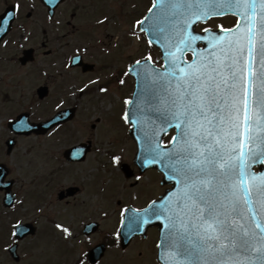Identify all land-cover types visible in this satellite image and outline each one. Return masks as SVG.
<instances>
[{"label":"snow or ice","instance_id":"6c2138e0","mask_svg":"<svg viewBox=\"0 0 264 264\" xmlns=\"http://www.w3.org/2000/svg\"><path fill=\"white\" fill-rule=\"evenodd\" d=\"M228 15L235 18L233 26H207ZM108 23L107 16L97 21ZM3 24L0 35L8 21ZM200 25L205 26L198 31ZM142 36L149 49H159V60L150 51L118 77L120 86L125 77L135 83L123 100L121 120L138 133L140 167L157 166L161 183L173 188L144 208H123L124 231L116 232V241L158 222V264H264V0H151L131 29L134 40ZM80 51L66 69L81 61ZM92 85L97 93H109V87L91 80L72 96L92 91ZM66 116L58 111L52 121ZM30 127L24 118L16 125ZM69 155L79 159L85 153L74 145ZM121 160L113 154L110 163L118 168ZM12 227L15 237L28 226ZM55 227L64 239L73 237L69 227ZM87 258L82 253L77 264Z\"/></svg>","mask_w":264,"mask_h":264},{"label":"rangeland","instance_id":"374dc122","mask_svg":"<svg viewBox=\"0 0 264 264\" xmlns=\"http://www.w3.org/2000/svg\"><path fill=\"white\" fill-rule=\"evenodd\" d=\"M15 1L19 0H0V7L4 2L6 7L13 4ZM150 2L151 0H105V8L110 10L111 13L116 11V17L113 16V19H109L110 23L104 25L102 31H96V36L107 37L109 34L113 36L115 33L117 37L119 36L117 32L124 36L125 33L131 29V24L134 19L131 15H134L136 20L142 18L143 15L147 14V8L150 6ZM20 3L21 5H24L22 8L23 14L34 11L36 14L45 16L40 5L39 9L36 8V5H26L24 0H21ZM131 4L133 5L132 10L130 9ZM76 6L79 7V9H77L81 11L80 14L82 18L79 23L85 26L86 22L84 15L85 8L88 10V0H73L72 3H69L62 8L59 15L65 14L66 11L70 14L72 9ZM130 10L131 12L129 13ZM99 14L100 13H98V15ZM114 36V41L112 38L110 39L112 44H116V38ZM105 41L107 42V38ZM119 41L121 42V48L117 47L116 52H121L123 65H125L124 61L128 60L130 55L135 57L137 54L136 59H139L142 55L146 54L142 46V40L134 41L135 45H133L131 42L132 40H127L121 36ZM53 46H58V44L54 43ZM110 49L113 53L114 48L111 47ZM153 56L155 59L159 60L158 55L153 54ZM0 76H3L2 73H0ZM32 78H27L22 82L16 83V85H14L16 89H8L10 90V92H8L10 97L6 100L4 82L0 83V156L2 152L0 160H5V163L11 168L12 178H16L14 189L21 193V202H23H20L17 208L10 212L9 217L11 216L13 219V212L17 210V218L20 217L23 221L34 220L41 230L47 226L51 229H56L52 226L54 221L57 220L58 222H61L56 217H60L64 221L69 220L67 222L71 223L76 222L78 216V214H70L67 210H63L61 206L54 203L55 194L62 188L73 183L82 182L83 193L81 194L78 204L83 202L82 205L84 207H90V215L97 216L101 213L99 208L106 203L103 196L113 191H107L112 188L110 186L105 189L104 193L94 194L93 189L96 188V181L101 179V175H105L101 180L104 183L106 181V185H111V181L113 183L116 182L114 179H117L120 184L122 181H125L123 175L118 173V169L115 170L114 166L110 165V158L114 153H117L122 157V160H126L124 162L125 164L132 165L136 150L134 143L129 136V127L123 123L121 116L125 110L123 100L131 96L133 89L127 83L124 86L119 85L120 87H117L118 84L111 85V83V86L109 85V93L102 94V98H99V96L97 97L96 91L90 92L89 94L86 91L83 95L77 93L78 98L73 97L72 92H70V96L68 97L69 103L76 104L79 107L78 118L69 127V129H71L70 136L58 134L55 137H38L37 139L33 137H20L17 139V146L11 156H6L5 146L4 156L3 141H6L8 135L10 136V132L6 128V125L8 118L13 117L11 112L16 108L24 107L25 111H30L34 116V110L31 107H34L35 105L32 102L31 97L34 96L33 90L35 87L32 89L31 84L35 83V78ZM67 79L69 82L73 81L70 85H74L79 80L82 81L80 83L81 86L84 85L86 81V78L78 77L75 73L73 74V78L71 76ZM77 85L79 86V84ZM99 118L103 121L102 123L96 122ZM94 124L96 125L95 130L91 128ZM84 125L85 127H83ZM81 128L83 130H81ZM55 140L59 143L55 144ZM71 140L72 142L74 140H83L82 142L91 141L93 143L94 153L90 155L87 165L84 167H75L74 171L71 173L69 172L70 168H67L65 176L58 177L53 183L51 182V179L50 182L47 180L41 182V176L49 175L51 174V170H53V159L49 158V155H56L58 152L61 153V150L63 151L67 148L66 146L72 143H69ZM38 148H40L45 155H42ZM41 155L43 157H41ZM95 162L97 165H94ZM104 167L108 168L110 174L103 171ZM93 168L99 169V171L96 172ZM115 171L117 173H115ZM67 172L72 177H70ZM38 180H40V183ZM158 186H161L160 178L153 173L147 174L144 178V182H142L137 190L136 197L138 198L137 201L140 203L137 207H143L146 199H153L159 196L160 191L158 190ZM47 200L50 201L51 205L48 206L45 204ZM119 202L120 201L116 200L114 204L117 205ZM41 209H43V211H41ZM112 211L115 213V221L113 222V225L117 224V226H119L120 211H117L115 208H113ZM102 219L105 223L106 220L111 222L112 216L109 215L108 218ZM3 222L5 223L6 228L7 225H9L7 217H5V220H1L0 217V232ZM59 235L61 236V233H59ZM95 239L96 238H94V240ZM72 243L75 248V243ZM82 250L83 247H80L78 251L80 252ZM107 264H134V261L129 258V255L120 257L118 253H113L108 256Z\"/></svg>","mask_w":264,"mask_h":264},{"label":"flooded vegetation","instance_id":"af4514ba","mask_svg":"<svg viewBox=\"0 0 264 264\" xmlns=\"http://www.w3.org/2000/svg\"><path fill=\"white\" fill-rule=\"evenodd\" d=\"M70 1L71 0H68L67 2ZM88 1V10L85 8V21H97V19L101 17V15H98V13H100L101 9L103 10L105 7V0ZM66 5L67 4L65 3V5L63 4L60 6L57 12L59 13L62 7ZM77 8L79 9V7H75L74 11L70 15L56 14L53 19H49L47 16L45 17L44 15H39L32 12L31 15H29L30 13L24 15L22 14L15 22L12 33L6 39L4 38L0 43V68L2 69L6 79L10 80V82L13 81L17 75V72L21 74V78H23L24 74L33 76L39 83L38 85L46 86L48 88V96L45 101H51L50 105L60 100H67L65 87L61 85L65 82V80H61L63 74L59 72L58 66H64L65 63L72 58L76 49L79 48L78 46L81 44V42L74 40V36L81 32V29L75 27L73 24L75 20L82 18L80 14L81 11H79ZM4 9L5 4L0 7V26L1 15ZM67 12L68 11H66V13ZM59 18L62 19V23L66 24L67 29V32L61 36L62 38L59 36V29L63 30L65 26L63 24L59 25L57 23ZM95 28L96 27H92L93 33H95ZM25 36L28 37L27 40L23 39ZM85 37L86 31H84L82 38L84 39ZM66 39H68L67 42H60L61 45H63L61 49H58L57 46H53L54 43L58 44L59 40ZM21 44H23V48L20 47ZM79 49L81 50V48ZM83 49L82 52L80 51V55L83 57V60L89 64L95 65L94 71L89 73H83L82 68L80 67L75 69L76 72H80L84 76H99L103 72H107L113 66L115 67V64L120 61L116 58L115 54L106 59L105 55L101 54L100 49L97 47L88 48L87 52H84ZM26 50H32L33 53L32 56H28L29 61L27 64L23 65L21 64V60L23 59L24 52ZM119 69L120 68H118L117 71H119ZM119 76L120 72L117 77ZM70 107L74 106H68V108ZM71 123H67L55 128L56 132L61 131L64 132L65 135H68L67 126ZM55 130L52 131V134L55 133ZM86 162L87 160L82 162L66 163V166H79ZM59 172H64V170L61 169ZM55 173L57 174L58 171ZM80 193L81 190L75 196L66 194L62 199L59 198L60 203L65 204L68 206V208L71 207V205H76L77 203H75V200L80 195ZM137 199V197L125 198V200L129 202L128 205L138 202ZM121 204L122 202L120 201L118 205ZM72 210H76L78 215L81 213L80 220H78V222L75 223L73 227H71V229L77 230L76 234H73V238L78 240L79 243L77 244H79V247H83V251L89 253V251L95 246L105 243L106 238L105 233L102 230V224L98 220H89L90 215L88 207L73 206ZM3 211L2 220H5V209H3ZM85 219L87 220L85 221ZM95 222L99 224L98 232L91 236L87 235L85 232V227L89 223ZM95 236H97L98 239L92 245H90V238ZM150 236L151 238L149 241L136 239L132 244L131 251L135 248H142L144 250V254H141V259L153 255V241H155L156 235L151 232ZM49 238V232L41 231L40 227L37 225V231L34 236H29L22 241H16L15 238L11 237L9 230L5 229V223L3 222L0 232V264H58V259L60 256L59 250L62 249L57 247V245H54L53 242L49 240ZM9 245H11V247L16 245L17 249L14 255L10 252L11 247H9ZM68 253V255H71V250L68 251ZM80 255L78 254V257H80Z\"/></svg>","mask_w":264,"mask_h":264},{"label":"water","instance_id":"95a60500","mask_svg":"<svg viewBox=\"0 0 264 264\" xmlns=\"http://www.w3.org/2000/svg\"><path fill=\"white\" fill-rule=\"evenodd\" d=\"M69 119V118H68ZM50 125H52V124H49L48 126H50ZM29 129H32V128H29ZM30 131L31 130H24V132H26V133H30ZM131 134H132V136L135 138V136L138 134L134 129L131 131ZM136 140V139H135ZM138 143V142H137ZM84 151V153L86 154V152H87V150H83ZM140 155H141V153H140V150H139V144H138V154H137V158H136V160H137V164L139 165V163H138V159H139V157H140ZM85 156V155H84ZM84 156H81L79 159H82V158H84ZM73 158V157H72ZM77 160V159H76ZM140 166V165H139ZM148 168H156V169H158L159 171H160V169L157 167V166H155V165H153V166H150V167H148Z\"/></svg>","mask_w":264,"mask_h":264}]
</instances>
